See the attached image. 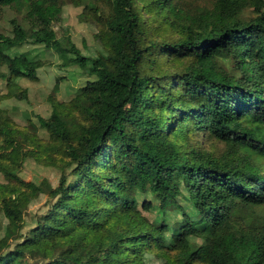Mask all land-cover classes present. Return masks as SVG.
<instances>
[{
  "label": "trees",
  "instance_id": "16d2710c",
  "mask_svg": "<svg viewBox=\"0 0 264 264\" xmlns=\"http://www.w3.org/2000/svg\"><path fill=\"white\" fill-rule=\"evenodd\" d=\"M61 3L0 0V16L10 7L26 12L29 27L10 21L22 45L57 48L61 66L92 76L76 91L79 130L58 109L40 119L61 177L35 224L27 209L37 193L16 174L19 150L0 154L9 180L0 185V212L14 230L0 236V264H140L146 253L162 264H264L260 218L248 211L264 204V0H89L103 46L95 56L58 39ZM18 45L0 32V48L19 55ZM44 63L26 57L11 66V88ZM202 130L225 144V157L190 151ZM197 230L221 243L206 239L195 249L174 239ZM160 231L172 242L157 247Z\"/></svg>",
  "mask_w": 264,
  "mask_h": 264
},
{
  "label": "rangeland",
  "instance_id": "374dc122",
  "mask_svg": "<svg viewBox=\"0 0 264 264\" xmlns=\"http://www.w3.org/2000/svg\"><path fill=\"white\" fill-rule=\"evenodd\" d=\"M193 1L200 4H210L213 0ZM252 1L254 0H248V2ZM88 2L89 0H62L60 11L53 21V29L64 46L68 45L67 38L70 37L73 44L85 55L95 56L103 49V46L97 37L101 31L86 12ZM147 10L145 8V12ZM251 10L248 8L246 12L251 14ZM24 16H26V12H19L14 7L7 8L0 16V32L20 42L18 45L19 55H15L9 49L0 48V129H3L2 134L0 133V154L15 149L19 150L20 158L15 167L16 174L27 188L37 193L27 209L29 222L35 224L37 215L47 211L49 193L52 188L59 184L61 177V170L48 160L53 137L42 125L40 119H54L55 109H58L65 116L66 124L71 131L79 130L83 120L74 105V100L80 98L76 91L92 76H89L85 70L77 65L61 66L64 59L57 48L46 49L43 45H33L29 42L22 45L23 38L13 33L10 21L17 18L21 24L29 27L30 24L23 20ZM146 17L151 18L150 15ZM26 57H34V59L45 63L37 69L35 78H18L15 80L16 85L11 88L12 80L9 76V68L23 62ZM23 94L26 97L20 98L19 96ZM80 103L88 104L84 99H80ZM3 122H7V124L2 125ZM181 135L184 136L182 132ZM191 137L192 135L188 132L186 140L191 141ZM178 139L182 141L183 138L178 136ZM193 141L195 143L194 146L189 147L190 151L200 150L201 153L216 158L225 157L227 154L225 144L210 139L203 130L196 135ZM41 154L42 156H40ZM8 184L9 180L5 173L0 170V185ZM121 191L123 194L131 193L128 189ZM147 198L151 199L152 196L147 194ZM141 202L140 200L138 207L132 209H140ZM248 211L256 212L260 218L256 221V229L264 232V204L251 206ZM46 223L53 224L54 221L47 219ZM13 232L14 230L9 226L7 218L0 212V236L10 235ZM174 239L178 241L180 247L185 246L189 241H193L195 249L206 239L215 245L221 243L216 234L204 230H197L191 233V237L181 241H179L180 237L178 236ZM164 240L169 241V243L172 242V235L169 231H160L155 235L157 247ZM239 241L241 242V238ZM242 242L243 246L248 244L247 241L243 240ZM252 247H254L253 244ZM59 252L53 251L52 256H56ZM259 258V254L255 253L253 262L258 261ZM243 261L245 260L243 259ZM140 264H162V261L154 253H146L141 258ZM208 264L223 263L211 262Z\"/></svg>",
  "mask_w": 264,
  "mask_h": 264
}]
</instances>
